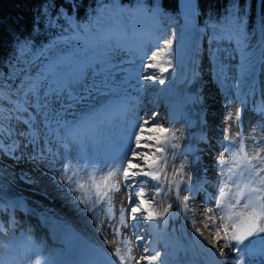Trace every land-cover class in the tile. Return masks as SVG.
<instances>
[{
  "label": "snow or ice",
  "instance_id": "6c2138e0",
  "mask_svg": "<svg viewBox=\"0 0 264 264\" xmlns=\"http://www.w3.org/2000/svg\"><path fill=\"white\" fill-rule=\"evenodd\" d=\"M71 7L73 5H69V8ZM94 13L82 22L69 18L66 12H59L49 16L48 23L50 27H55L56 21L63 18L66 30L71 31L77 38H87L88 47L93 53L105 58L117 52L140 54L146 43H151V41L145 42L140 39L134 29L129 32L121 27L124 20L132 22L139 16H155V13H150L142 0H137L134 8L131 9H125L115 0H110L107 4H97ZM106 21H112L115 27H106ZM259 32L261 46H264V17L261 18ZM253 35L254 33L250 34L247 30L244 15L236 3L226 8L225 13L213 24L209 57H216L221 63V69L217 73L218 81L223 75L224 49L220 45L225 43L235 46L234 50L240 54L243 64L246 65L245 75L251 74L252 65L248 58V50ZM155 39L156 51L145 57L150 61L147 68L158 69L163 74L172 67L175 33H172L168 39H163L160 35ZM161 39H163L162 46ZM21 51L23 52L24 49L22 48ZM15 75L17 73L13 70L12 73L0 76V155L17 160L25 158L28 152L27 159L37 163L43 161L46 156V150L42 144L51 142L50 140L42 141L44 136H54L57 142L66 146L70 142H80L83 138L93 135L98 128L110 125L117 118L123 120L126 126L129 147L123 150L120 158L114 161L111 167L106 166L104 171L107 175L95 171L86 173L91 188L95 190L93 202L87 203L83 196L77 199L85 205L88 212L96 216L98 223L95 226L100 229L101 235L105 238L108 231L120 237L121 227H130L138 241L137 247L144 255L137 260L132 255V248L127 246L131 242L124 240L125 247H116L114 253L106 254L96 249L94 258L77 262V264H133V262L134 264H142V262L143 264H169L150 244L147 246L143 244L144 237L140 232L144 221L153 222L147 225L150 234L163 229L173 205L168 204L160 210L157 198L161 196L168 199L174 196L177 212L172 215L183 212L185 219L192 217L191 222L195 232L204 237L201 228L196 227V213L189 206V201H195L197 194L204 190L201 180L199 177L193 180L191 173L184 172L185 167L190 166L187 160L181 163L179 168H176L173 163L172 176H168L166 171L169 167L168 153L177 148L173 141L178 137L170 128L155 126L158 123V114L153 113L150 118L141 122L135 116V102L130 97L114 94L101 106L81 112L77 119L70 122L63 117L74 106H79L84 99L83 91H77L76 87L85 79L83 71L76 73L71 79L57 81L47 87L43 79L37 80L27 73L21 77L17 85L13 82ZM143 79L144 81L155 80L159 84L165 83L162 75L158 76L155 73L146 75ZM244 83L242 79L235 81L237 88ZM251 94L255 95L254 85H252ZM253 103L255 104V100ZM241 104H244V101H241ZM32 108L39 109V112L35 115L29 114ZM255 111L264 118V92H262L260 103L255 105ZM227 118L231 120L232 113H229ZM235 119L240 122L239 111L235 114ZM149 123L154 126L146 128L145 126ZM145 132H156L158 135L145 137L143 135ZM133 139L135 149L130 146ZM144 139L152 141L155 147L153 148V144H142ZM222 139L227 141V144H222L221 147L228 156L225 158L223 153L217 154L216 196L205 197V202L211 199L215 203V209L206 208L200 223L204 229H215L212 233L214 240L221 242L218 250L211 252L213 259L210 264H226V248L229 251L235 250L240 264H244L243 255L248 248L245 242L250 238L260 237L261 243L264 244V236H261L264 234V148L260 147V144H264V119L257 128L251 130L247 137L243 132H237L236 137L224 136ZM245 140L253 142L251 151ZM140 148L150 150L151 155L148 151L141 153L138 151ZM182 156V152L180 154L173 152L172 160L175 162ZM137 160L140 162H134ZM76 176V172L66 176V182L75 185L71 189L73 193L85 187L84 183L77 182ZM121 181L127 195L128 209H130L127 217L125 206L123 204L120 206L117 215L114 203L115 195L121 191ZM203 183L206 184L207 181ZM149 186L155 189V192L151 194V200L145 198L147 195L145 188ZM182 191L189 194L181 196ZM216 211L219 212L218 216L215 214ZM97 212L103 213L106 220L96 215ZM3 230L0 227V231ZM204 239L212 243L208 237ZM0 246L8 247L3 245L2 241ZM20 247L21 251L19 257L15 258V264H32L33 260L35 264H42L40 259L30 255L33 252L39 253L43 248L42 243L33 242L31 234L25 237ZM213 248L215 249L216 245H213ZM0 264H9V262L0 259ZM46 264H53V262L46 261Z\"/></svg>",
  "mask_w": 264,
  "mask_h": 264
},
{
  "label": "bare ground",
  "instance_id": "6f19581e",
  "mask_svg": "<svg viewBox=\"0 0 264 264\" xmlns=\"http://www.w3.org/2000/svg\"><path fill=\"white\" fill-rule=\"evenodd\" d=\"M178 14L180 17L179 21V34H178V43L172 53V62L173 65L168 72L163 73L162 78L165 79L164 84H155L154 81H144L143 77L141 80H136L133 84H141L145 87V90H141L137 87H133L128 91L125 96H129L131 93L135 95V98L131 97L132 101H138L143 99L144 102L140 103V107L136 109L139 113L141 112L143 116H149V109L154 108L157 105H162L161 111L158 113V122L161 123V126L164 128H170L176 132V135L179 133L181 135L182 141L176 139L173 141L177 145V148L173 150L176 154L183 153L182 157H179L175 160L176 164L172 160L173 152L168 153V164L169 167L166 169L168 176L171 177L173 173V163L176 168H179L180 164L185 160L188 161L189 167H185V173H191V179L200 178L202 187H204L203 181H207V184H211V180L207 178V173L211 169L215 168V160L210 156V152L213 151L211 143L216 141V132L212 128H216V124L209 117H216V114L219 112V107L225 106L226 103V94L224 93V86L217 80L214 76L203 77V67L199 65V46H197L196 40H200V31L196 27L197 12H196V0H177ZM187 22V23H186ZM201 30V29H200ZM138 33V32H137ZM140 39L145 42L149 41L145 35L138 33ZM149 43H146V48ZM195 46L196 49L194 48ZM182 52L185 59L184 62H178L179 58H176L177 52ZM181 63V69L176 68L177 64ZM145 64L142 63V66ZM167 67V66H166ZM144 72L148 74L159 73L157 69H149L145 65ZM210 78V79H208ZM257 82V78L253 80ZM253 81L250 84L253 85ZM191 84L193 90H189L187 84ZM215 86V89L208 90L207 93H203L202 90L206 84ZM263 83L260 77V82ZM174 84L179 85V88L174 87ZM152 85H156L154 89H150ZM186 87V89H185ZM156 89L158 91H156ZM250 89V88H249ZM248 89V90H249ZM179 93V95H177ZM150 97V100H145L144 98ZM192 97L195 100H198L200 103L198 106H193L191 104ZM166 100V103H165ZM193 100V99H192ZM208 100V102H206ZM166 105L167 109L166 110ZM188 108V110H186ZM164 113V114H163ZM181 124L180 127L178 125ZM153 126H147L146 128H152ZM160 127V126H156ZM176 127H178L177 130ZM179 130V132H177ZM201 133V136L206 141L208 137L212 138L211 141H206L208 143L200 144L197 140L198 134ZM105 134H101L103 137ZM145 137L149 136L143 134ZM158 135V133H157ZM146 140V139H144ZM85 144H88L87 140L83 138ZM147 141V140H146ZM80 143V142H74ZM142 144H148L143 142ZM155 147L153 143V148ZM141 153L148 151V154L151 155V151L140 148L138 149ZM130 155V154H129ZM159 155V154H157ZM140 162V161H134ZM209 174V173H208ZM4 176V177H1ZM14 181L12 179L11 170L8 166L0 165V197L3 195L6 196L10 193H17L16 195L11 196L12 201L19 200L23 196L30 197L32 195H38L40 197H33L36 202H34L42 211L46 210L51 212L59 218L54 221V224L59 223L60 221H65L66 226L74 229L84 230L88 236L93 238L96 243H93L90 239H86L93 243L94 245L88 244V255L91 258H94L96 255V249H99L103 252L114 253L116 247H119L115 241H112V238L106 234L101 235L100 229L95 225L97 224L94 221V216L91 212L87 211V208L81 206L80 204L73 201V197L70 192L58 190V186L53 178L51 170L48 169H38L33 168L31 171H19L17 174L13 175ZM11 182H16L17 188H15ZM14 184V183H13ZM19 188V189H18ZM28 189L29 194L25 193L24 190ZM24 189V190H23ZM7 190V191H6ZM22 192V194H21ZM146 199H152V193L155 192V189L152 187H146ZM189 193L182 191L181 196L188 195ZM20 195V196H18ZM211 198V194L204 193L203 191L197 194L195 201H189V206L192 207L193 211L196 213L195 219L197 220L196 227H200L204 232V237H208L212 240V243H208L204 237H201L198 233L195 232L192 225V217L185 219L183 212H180L178 215H172L176 213V202L174 196L172 199L158 197L157 203L160 204V210L163 207H166L168 204H172L173 208L170 209L169 217H166V223L162 230H157L155 234H150L147 228V225L153 223L152 221H144L140 232L143 235V244L151 245L153 249L161 253V258L166 259L169 264H210V261L213 259L211 252L218 250L220 243L214 240L212 233L215 229H204L203 225L200 223L203 220L202 213L206 208L215 209V205L212 204L211 199L208 202H205V197ZM8 201V200H6ZM162 201V203H161ZM25 202V201H23ZM6 202L3 206L6 207ZM14 204V202H13ZM17 206L14 210H7L6 214H3L1 219L10 224L13 227V231L16 236L8 249H5V255L2 258L5 261H8L9 264H15V258L19 257L21 251V245L24 243L25 237L28 234H31L34 240H39L43 242L44 239L47 243L51 242L50 238L44 234L41 235L39 227H41L40 219L37 220L36 211H32L29 208H22L23 203ZM127 210L126 217L130 209H128V204L125 206ZM218 211L215 214L218 216ZM46 217V216H45ZM47 221L52 223L50 217ZM19 226L25 228L24 235L18 234ZM124 240H128L131 243L127 246L132 248V255L137 259L144 255V253L137 247L138 241L133 236V230L128 227L124 228ZM264 236V234H261ZM64 237V235H63ZM37 244H40V243ZM111 242V243H110ZM248 248L246 254L243 255L244 264H264V247L261 241H256V243H246ZM213 245H216V248H213ZM125 245H122V248ZM244 247V246H240ZM226 251H229L227 248ZM232 252H235L233 250ZM47 251L42 252V255H45ZM154 254V252L152 253ZM35 257V252L30 254ZM118 259V258H117ZM226 264H230V256L225 254ZM55 261L53 262V264ZM32 264H35V260L32 261ZM42 264H45L42 261ZM134 264V262H133ZM143 264V262H142Z\"/></svg>",
  "mask_w": 264,
  "mask_h": 264
},
{
  "label": "rangeland",
  "instance_id": "374dc122",
  "mask_svg": "<svg viewBox=\"0 0 264 264\" xmlns=\"http://www.w3.org/2000/svg\"><path fill=\"white\" fill-rule=\"evenodd\" d=\"M179 21L180 17L178 14V7H177V17L174 22H171L173 28H169L166 30L165 34H163V39H168L173 32L176 31L174 43H173V50L177 46L178 43V34H179ZM197 29L200 31L199 41L196 40V45L199 46V65L203 67V77L206 76H214L217 78V73L221 69V63L217 60L216 57H209V43L212 33H208L206 26H199L196 23ZM201 29V30H200ZM130 30L129 32H131ZM146 35L145 37L151 41L149 45L144 47L143 52L140 54L128 53V52H117L110 57H101L95 55L93 51L89 52L87 57H78L77 53L72 54L74 51L72 48L69 50H64L62 56L54 58L53 60L48 61L47 63L54 67V72L49 73L48 80L44 82V85L47 87L48 85L54 84L57 81H65L71 79L76 73L83 71L85 73V79L81 81L79 85H77V91H83L84 99L79 106H74L73 109L69 110L66 114H64V119L68 121H73L77 119L81 112L87 111L88 109L96 108L104 104L106 101L112 98L114 94H120L125 96V94L130 91L134 86L145 90V87L141 84L134 85L133 83L136 80H141V77L146 75H152L144 72L145 65L150 62L145 57L150 56L153 51H156V39L155 37L158 34L154 32H150L144 29ZM160 35V34H159ZM161 36V35H160ZM163 39L160 40L161 46L163 45ZM82 41H75L73 42L72 46L76 49H79L81 52L83 50L82 43H88L89 41H85L84 37H81ZM195 46L194 48L196 49ZM223 51V75L220 78V83L224 86V93L226 94V103L224 107H219V112L216 114V117H209V121L211 120L217 126L216 128H212L213 131L216 132V141H213L211 137H208L206 141H213L210 145L213 148V151L210 152V156L215 160V168L211 169L207 173V178L211 180V184H204L203 192L211 194V197L216 196V189H217V154L223 153L225 158H227L228 154L223 152V148L221 147L222 144H227V141H223L224 136L236 137L237 132H243L244 136L247 137L248 134L251 132L253 128H257L258 125L261 124L262 118L254 108L247 107L241 112V101L244 96V92L250 87L252 81L259 75L262 79L264 85V52H259L257 55L250 53L248 51V58L251 62L252 69L250 75H245L244 69L246 65L243 64L242 58L238 52H236L234 45H228L227 43L220 45ZM59 50V45L56 44L52 52H57ZM214 50V49H213ZM146 53V54H145ZM178 62H184L182 58L184 54L180 51L176 53V58H179ZM36 62H31L30 65L35 67ZM142 63L145 65L142 66ZM173 65V62H172ZM181 63L177 64L175 67L181 69ZM167 65H165L166 67ZM58 70L60 72H58ZM158 70V69H157ZM159 72V70H158ZM156 75L160 76L163 75L160 72L155 73ZM210 79V78H208ZM237 79H242L245 81L239 88L236 87L235 81ZM155 84H159L158 81H155ZM211 81V79H210ZM157 84V86H158ZM187 84L189 90H193L191 84L185 82ZM209 84H206L203 88L202 92L207 93L208 90L215 89L213 83L208 87ZM179 85L174 84V87L179 88ZM156 85H152L150 89L155 88ZM186 89V87H185ZM156 91H158L156 89ZM179 95V93L177 94ZM128 97L135 98V95L131 93ZM145 100H150V97L144 98ZM193 99V100H192ZM191 99V104L195 107L199 105V101L195 100L194 97ZM135 102V116L142 122L144 119L150 118L153 113L158 114L161 109L162 105H157L152 109H149L148 113L151 115L143 116L141 112H137L136 109L140 107V103H143L144 100L140 99ZM208 102V100L206 101ZM166 103V100H165ZM166 110L167 106L166 105ZM196 108V107H195ZM188 110V108H186ZM240 112V122H237L235 119V114ZM39 112V109L32 108L29 110V114L35 115ZM229 113H232L233 118L230 120L228 119ZM164 114V113H163ZM42 120V117L40 118ZM120 122V125L115 126V122ZM154 126L152 123H149L147 126ZM155 126H161V123H157ZM181 124L178 125L180 127ZM55 127V125H53ZM146 127V126H145ZM176 127L175 130L178 129ZM43 131V129H42ZM137 131H139L137 129ZM179 132V130L177 131ZM105 134L101 137V134ZM126 133V126L123 120L117 118L113 121L110 125L102 126L97 129V131L90 136L85 137L88 144H85L83 141L80 143L70 142L66 146L57 142L55 137H42L43 140H50V143H43L42 146L46 150V156L43 161H39L37 163H33L27 159L28 152L25 154V158L14 160L10 157H5L0 155V165H6L10 168L12 179L14 181L13 175L17 174L19 171H31L33 168H40V169H48L51 170L53 174V178L58 186V190L68 191L71 193L73 197V201L80 204L81 206L85 207L84 204H81L77 197L83 196L87 203L91 204L95 199V190L91 188L90 182L87 180L86 173L91 172H100L103 175H107V172L104 171L106 166L111 167L114 161H117L121 154V138L122 135ZM143 134L156 136V132H145ZM178 141H182L181 135L177 134ZM239 139V138H237ZM200 144L207 145L206 141L201 138H197ZM153 144L152 141L142 140V143ZM246 145L248 146L249 151L253 148V142L251 140H245ZM133 149H135V140L131 141L130 145ZM261 148H264V144H260ZM30 151V149H29ZM130 154V153H129ZM176 164V162H174ZM70 169V170H69ZM73 172L77 173L76 180L77 182L84 183L85 187L82 190H78L77 192H72V187L74 184H69L66 182V176L72 175ZM4 177V176H1ZM120 179V177H117ZM10 183L16 186V182ZM14 183V184H13ZM7 191V190H6ZM212 204L215 203L211 200ZM228 202L227 199L225 201ZM114 203L116 205V212L118 215V211L120 206L123 204L126 206L128 204L127 195L125 193V189L123 187V182L121 181V191L115 195ZM86 208V207H85ZM93 214V213H92ZM127 214V211H126ZM96 215L100 216L101 219H105L106 217L101 212H97ZM219 215V213H218ZM94 216V221L98 223L96 220V216ZM106 227V225H105ZM18 234H21V230L23 227L19 226ZM3 231H0V241H2L3 245L8 247L0 246V259H2L5 255V249H8L12 243V240L19 236L14 233L13 227L7 226V224L3 223ZM42 233V232H41ZM108 236L112 238V241H115L119 247L125 245L124 242V232L123 227H121V236H115L111 231L107 232ZM262 236V235H261ZM261 241L260 237L250 238L249 241L245 243H253L251 241ZM264 247V245H263ZM226 255L230 256V260L233 264H240L239 259L236 257V252L226 251ZM50 259V255L47 257Z\"/></svg>",
  "mask_w": 264,
  "mask_h": 264
},
{
  "label": "trees",
  "instance_id": "16d2710c",
  "mask_svg": "<svg viewBox=\"0 0 264 264\" xmlns=\"http://www.w3.org/2000/svg\"><path fill=\"white\" fill-rule=\"evenodd\" d=\"M115 2L125 9H131L137 0ZM142 2L150 13H155V16H139L132 22L124 20L121 25L145 22L161 36L166 30L173 28L171 22L177 17V0ZM100 3L107 4L110 0H0V76L15 70L17 75L13 77V82L17 85L25 73L37 80L43 79V83L46 82L48 76H51L48 74L55 69L47 62L60 54H49L56 43L61 47L60 52L70 51L72 48L74 50L72 54L79 53L78 57H87L91 52L88 44L83 45L81 52L70 44L73 36L71 31L66 30L64 19H58L56 26L50 27L48 17L66 12L69 18L84 22L95 14L94 8ZM232 3H236L243 13L249 33H254L248 51L255 54L259 50H264L259 32L261 18L264 17V0H196L198 24L206 26L208 32L212 33L213 24ZM69 5L73 7L69 8ZM105 25L115 27L112 21H106ZM173 33L176 35V31ZM35 59L37 64L32 68L30 63Z\"/></svg>",
  "mask_w": 264,
  "mask_h": 264
}]
</instances>
